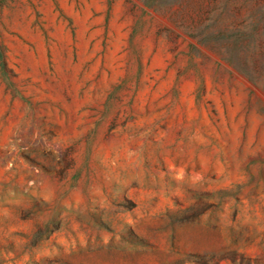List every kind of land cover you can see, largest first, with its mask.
Here are the masks:
<instances>
[{
  "label": "rangeland",
  "instance_id": "374dc122",
  "mask_svg": "<svg viewBox=\"0 0 264 264\" xmlns=\"http://www.w3.org/2000/svg\"><path fill=\"white\" fill-rule=\"evenodd\" d=\"M0 264H264V0H0Z\"/></svg>",
  "mask_w": 264,
  "mask_h": 264
}]
</instances>
